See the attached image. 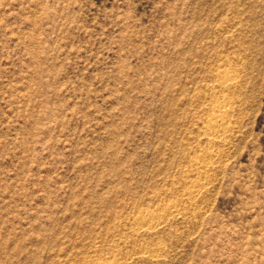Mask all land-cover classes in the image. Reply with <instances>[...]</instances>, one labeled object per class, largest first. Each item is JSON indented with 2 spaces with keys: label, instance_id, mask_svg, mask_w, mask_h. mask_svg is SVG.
Returning a JSON list of instances; mask_svg holds the SVG:
<instances>
[{
  "label": "rangeland",
  "instance_id": "obj_1",
  "mask_svg": "<svg viewBox=\"0 0 264 264\" xmlns=\"http://www.w3.org/2000/svg\"><path fill=\"white\" fill-rule=\"evenodd\" d=\"M114 256L264 264V0H0V264Z\"/></svg>",
  "mask_w": 264,
  "mask_h": 264
},
{
  "label": "bare ground",
  "instance_id": "obj_2",
  "mask_svg": "<svg viewBox=\"0 0 264 264\" xmlns=\"http://www.w3.org/2000/svg\"><path fill=\"white\" fill-rule=\"evenodd\" d=\"M226 71V70H225ZM225 73V74H224ZM223 74H219V81H218V86L220 87H229V86H234L235 84L233 82H235L233 79H234V71H226L224 72ZM236 78V77H235ZM234 84V85H233ZM218 88V87H217ZM221 89V88H220ZM218 93V92H217ZM221 93V92H220ZM217 95V94H216ZM214 97V96H213ZM212 97V99H213ZM222 97V96H221ZM223 101L221 99V101L219 100V97L217 96V99L213 100L215 101L214 106L215 108L214 109V113H212L210 115V117L208 116V121L205 125V131L209 134H212L214 136H223L226 137V134L227 132H229L230 130V126H229V112L232 110L230 109L231 107H233V105L230 107V103H229V99L226 97V96H223ZM233 103V102H232ZM229 106V107H228ZM217 112V113H216ZM206 119V118H205ZM206 121V120H205ZM231 123V122H230ZM204 132V131H203ZM206 135V134H205ZM211 135V136H212ZM210 136V138H211ZM214 136L213 138H211L210 140L211 141H214ZM222 138V137H220ZM219 138V139H220ZM225 139V138H224ZM210 141V142H211ZM220 141V140H219ZM217 142V141H216ZM215 142V143H216ZM214 144H212L213 146ZM214 147V146H213ZM212 149V148H211ZM214 150V149H212ZM209 152L210 153V156L211 157H214L217 155L216 151H212ZM210 151V150H209ZM206 155V154H205ZM220 155V154H219ZM217 157V156H216ZM215 157V158H216ZM208 158V157H207ZM197 159V158H196ZM206 159V158H205ZM213 159V158H212ZM211 159V160H212ZM194 160V159H193ZM210 160V161H211ZM205 161V160H204ZM217 161V160H216ZM197 164H200L201 161H197ZM206 162V161H205ZM196 164V163H195ZM209 165V163H207ZM207 165V166H208ZM212 165V164H211ZM196 166V165H195ZM198 166V165H197ZM207 166H206V163L205 165L201 166L199 169V171L197 172L198 173V180L197 181H200L199 185L203 184V182H201L202 180L205 181L207 178V175H206V169H207ZM197 168V167H196ZM197 168V169H198ZM211 168V167H210ZM208 170V169H207ZM192 171V170H191ZM197 171V170H196ZM195 171V172H196ZM193 173V172H192ZM209 174V173H208ZM189 175V174H188ZM191 175V174H190ZM196 177V176H195ZM191 179V178H190ZM207 181V180H206ZM205 181V182H206ZM193 183V182H192ZM205 185V184H204ZM192 186V185H191ZM198 187V182H196V185L188 191L187 190V196L186 198H194L193 196L196 194L195 192H197L199 189L197 188ZM200 188V186H199ZM198 193V192H197ZM197 197V196H196ZM195 197V198H196ZM167 207L165 208V215H168V214H172L171 212L177 207V209L179 208L178 207V203H176L175 201L172 202V203H168L166 204ZM155 209V208H154ZM154 209H151V208H144V209H141L133 218V222H132V225H131V229L133 230V232H150V231H153L154 229H156L160 223H161V212L157 211V210H154ZM177 211V210H176ZM173 213H175L173 211ZM164 215V214H163ZM163 218H165L164 216H162ZM142 247V250L143 252H148V251H159L162 247L161 246H156L152 249H150V247H148L147 245L145 244H142L141 245ZM140 249V247H139ZM153 254L152 255H156V252H152ZM148 254V253H147ZM152 257V256H151ZM93 264H124V261L122 262V260L117 257V256H114L113 258L111 259H107V260H103V261H98V262H94Z\"/></svg>",
  "mask_w": 264,
  "mask_h": 264
}]
</instances>
